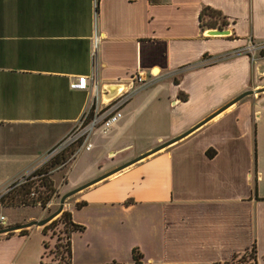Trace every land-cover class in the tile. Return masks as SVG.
Here are the masks:
<instances>
[{
    "label": "crops",
    "instance_id": "obj_1",
    "mask_svg": "<svg viewBox=\"0 0 264 264\" xmlns=\"http://www.w3.org/2000/svg\"><path fill=\"white\" fill-rule=\"evenodd\" d=\"M204 6L229 34L200 27ZM262 45L264 0H0V192L140 73L150 83L122 117L50 172V209L91 182L61 211L83 226L70 264H215L253 245L264 264ZM45 225L0 234V264H56Z\"/></svg>",
    "mask_w": 264,
    "mask_h": 264
},
{
    "label": "trees",
    "instance_id": "obj_2",
    "mask_svg": "<svg viewBox=\"0 0 264 264\" xmlns=\"http://www.w3.org/2000/svg\"><path fill=\"white\" fill-rule=\"evenodd\" d=\"M199 20L200 27L202 29L210 27H221L226 24L225 16L219 10L209 6H204L201 9ZM260 51L264 53V48ZM58 162L59 160H53L52 163H50V166L53 167L52 165L55 166ZM49 172L50 170L46 166L37 168L33 172V174L27 177L22 183L14 186L7 193L2 194L0 196V205L23 208L38 205L42 209L45 203L52 197L55 192V187ZM32 192L35 196H31ZM25 220H27V218L23 221ZM56 221H60L64 224V229L67 232L66 241L61 242V240L57 238V241L54 242L50 251H48L49 244L45 242V255H52L54 259L58 260L56 264H70V235L74 231L82 230L83 226L72 221L70 212L63 211L58 218L51 220L47 225H45L44 229L46 227H48L47 229H50V226H52ZM20 222H17L15 224H18ZM44 229V233H47L48 230L46 231ZM50 252L52 254H50ZM215 264H257L255 245H253L248 251L234 255V257L228 262Z\"/></svg>",
    "mask_w": 264,
    "mask_h": 264
},
{
    "label": "built area",
    "instance_id": "obj_3",
    "mask_svg": "<svg viewBox=\"0 0 264 264\" xmlns=\"http://www.w3.org/2000/svg\"><path fill=\"white\" fill-rule=\"evenodd\" d=\"M97 39L98 36H96V41ZM256 48L257 46L254 44L248 45L249 51L255 50ZM259 48L263 49L264 47L262 45L259 46ZM149 83L150 82L147 81L142 74L135 73L132 74L130 82L122 85L120 90L110 99H103L100 103L96 101L92 102L91 107L82 113L68 134L48 152L47 160H50L54 156L58 155L72 144H79L80 147L90 149L92 147V143L90 141L92 134L96 131L106 134L112 125L122 117V109L126 103L131 100L135 93L142 90ZM70 86L72 88L87 89V77L79 76L76 81L70 84ZM94 86L96 87V83H94ZM37 168L28 170L10 181L3 188L2 192H0V196L7 193L14 186L22 183L27 177L31 176ZM31 196H35L33 192L31 193ZM51 199L52 197L42 208L45 212L51 207ZM6 226H8V218L6 215L0 214V229Z\"/></svg>",
    "mask_w": 264,
    "mask_h": 264
},
{
    "label": "rangeland",
    "instance_id": "obj_4",
    "mask_svg": "<svg viewBox=\"0 0 264 264\" xmlns=\"http://www.w3.org/2000/svg\"><path fill=\"white\" fill-rule=\"evenodd\" d=\"M252 52H253V50L252 51H248V54L249 55L254 54ZM252 57H253V55H252ZM255 57H256V59L259 58L258 60H261L263 62L262 63V67L264 68V56L255 55ZM148 129H149L148 131H150V132L147 133V135L145 136V139L148 142L151 141V140H154L157 137V134L161 131L160 130V126H158L157 128H154V129L151 128V127L148 128ZM146 141H144V142H146ZM79 147H80L79 144H72L71 146L67 147L62 152H60L58 155L54 156L50 160H47L45 162V164L40 166V167L46 166V167H48L50 172H52V170H54L55 168H58L60 166V164L57 163L55 166L52 165L53 167H51L50 163H52L53 160H59L60 161L62 159V157H64V156H67V157L73 156V155H75L76 151H78ZM55 158H57V159H55ZM61 196H62L61 194L57 195V197H58L57 203L59 202V199H60ZM57 206H58L57 204L54 205L53 208L47 210L41 216H40V214L42 213L41 212L42 209L38 205L31 206V207H25V208H23V207H15V206L14 207H9V206L0 205V211H2L3 214L7 216V218H8V226H12V225H17L15 223L23 221L24 219H26L28 217H31L32 220L33 219H36V220L43 219L46 216H48L49 214H51L53 211H55ZM60 214L56 215L54 217V219L58 218L60 216ZM54 219H52V220H54ZM26 222H28V221H26ZM55 223L52 226H50V229H47L48 227H46L44 230H46V231L48 230L47 233L52 237L53 241H57V238H59L61 240V242H65L66 241V237H67V232L64 229V224L61 223L60 221H56ZM51 249H52V246L49 244L48 251H50ZM50 254H52V253L50 252Z\"/></svg>",
    "mask_w": 264,
    "mask_h": 264
},
{
    "label": "water",
    "instance_id": "obj_5",
    "mask_svg": "<svg viewBox=\"0 0 264 264\" xmlns=\"http://www.w3.org/2000/svg\"><path fill=\"white\" fill-rule=\"evenodd\" d=\"M207 33H208V34H214V35H220V34H221V35H224V34H229V33H230V30L227 29V28L213 27V28H209V29L207 30ZM121 87H122V86H118V85H110V86L108 87V89H107L108 92H107V95H106V97L104 98V100H108V99H110L112 96H114V95L120 90ZM262 90H264V86L261 87V88H258V89L256 90V92H258V91H262ZM251 92H253V91L250 90V91H247V92H245V93H251ZM245 93H244V94H245ZM242 95H243V94H242ZM242 95L238 96L236 99L240 98ZM208 119H209V117L206 118L204 121H206V120H208ZM204 121H203V122H204ZM203 122H200L199 124H197V126L200 125V124L203 123ZM197 126H196V127H197ZM189 131H190V130L184 132L183 134H181V135H179V136H177V137H175V138H173V139H171V140H169V141H166V142L160 144L159 146H157L156 148H154L152 151H154V150H156V149H158V148H160V147H162V146H165V145H167V144H169V143H171V142H173V141H175V140H177V139H179V138L185 136ZM145 155H146V154H142V155H140V156H138V157H136V158H134V159H132V160H129L128 162H125V163H123V164L117 166V167L114 168L113 170H111L109 173H112V172L118 171V170L124 168L125 166L129 165L130 163H132V162H134V161L140 159L141 157H143V156H145ZM90 183H91V182H88L87 184H84V185H82V186H79V187H77V188H74V189H72V190H70V191L64 193V194L60 197V204H59L58 208H57L55 211H53L51 214H49L48 216H46L45 218H43V219H39V220L33 219V220H30V221L25 222V223H22V224H17V225H12V226H6V227L0 229V234H2V233H6V232H9V231H12V230H15V229H20V228H22V227H29V226H33V225H41V226H42V225H45V224L48 223L51 219H53V217H55L56 215H58L59 213H61V211L63 210V206H64L65 199H66L68 196L72 195L73 193H75L76 191H78L79 189L85 187L86 185H88V184H90Z\"/></svg>",
    "mask_w": 264,
    "mask_h": 264
}]
</instances>
